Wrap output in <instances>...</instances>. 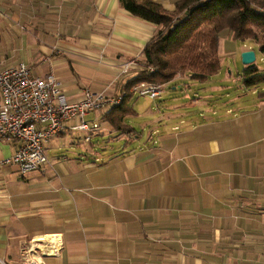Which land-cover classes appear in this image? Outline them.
<instances>
[{
    "label": "crops",
    "instance_id": "crops-1",
    "mask_svg": "<svg viewBox=\"0 0 264 264\" xmlns=\"http://www.w3.org/2000/svg\"><path fill=\"white\" fill-rule=\"evenodd\" d=\"M153 1L176 9L177 0ZM158 30L119 0H0V70L25 63L37 76L53 72L71 101L88 88L123 95ZM112 109L88 116L101 120L98 131L53 137L50 160L25 176L3 162L18 143L0 139V264H21L27 245L47 248L52 235L62 247L44 264H264V227L248 226L264 218V102L243 107L239 127L219 138L163 131L132 150L100 152L93 136L114 130L103 120ZM241 137L260 141L258 160L238 157L243 175L234 183L232 160L215 155L221 141ZM233 187L243 200L228 197Z\"/></svg>",
    "mask_w": 264,
    "mask_h": 264
},
{
    "label": "rangeland",
    "instance_id": "rangeland-1",
    "mask_svg": "<svg viewBox=\"0 0 264 264\" xmlns=\"http://www.w3.org/2000/svg\"><path fill=\"white\" fill-rule=\"evenodd\" d=\"M256 1L264 7V0ZM248 46H255V43L234 40L226 31L221 33L219 38V54L223 65L221 74L212 76L204 82L181 74L174 81L162 85L161 97L151 99L135 95L132 104H137L140 111L134 107L136 113L128 114L124 121L134 131L127 133L126 129L123 131L112 130L104 135L102 133L100 136H93L95 138L93 142L97 149L100 152L108 153L132 150L138 142L144 143L151 136L156 137L163 131L188 132L193 129L192 131H196L201 137L207 138L208 134H217L216 137L219 138L220 133L239 127L240 121H243V107L251 109L256 101H260V95L264 92V79L253 87L244 83L246 66L242 62L241 54L243 49ZM263 59L264 53L257 49L256 65L264 73ZM142 66V69H145L144 65ZM228 110L230 112L227 113ZM223 118L229 119L230 122H227L226 125L218 123ZM213 120L215 124L209 126L208 124ZM174 126H176L175 129H173ZM105 127L108 128V125L106 124ZM240 139L237 141L231 139L230 142L221 141L220 149L222 151L215 155L216 158L232 160L234 176L231 175L228 178L236 179L234 183H238L239 176L243 175V161L241 163L238 157H242V159L247 157L249 161L258 160L253 149L258 146L260 141L253 139L250 142L247 139L244 143H248L243 146V137ZM237 158L239 163L236 164ZM235 175L237 176L235 177ZM252 193V195L250 193V199L256 198L257 191ZM228 197L231 200H243V191L233 187L231 190L229 189ZM232 223L234 227L238 221L233 220ZM248 226L262 228L264 227V218L259 220L254 216L249 220ZM258 236L262 235L249 233V240L257 239Z\"/></svg>",
    "mask_w": 264,
    "mask_h": 264
},
{
    "label": "trees",
    "instance_id": "trees-1",
    "mask_svg": "<svg viewBox=\"0 0 264 264\" xmlns=\"http://www.w3.org/2000/svg\"><path fill=\"white\" fill-rule=\"evenodd\" d=\"M255 1L177 0L176 9L169 11L153 0H119L121 7L157 24L159 30L145 46L140 62L145 69L127 81L121 104L103 120L114 130L126 129L131 133L134 129L124 121L128 114L136 113L132 104L135 95L130 92L133 85L142 81L165 85L181 74L204 82L217 75L223 66L219 54L223 30H230L234 40L254 42L258 51L264 53V7ZM248 49L252 48L245 47ZM257 49H254L256 53ZM245 66V85L253 87L263 81L264 73L257 65ZM259 99L264 102V92Z\"/></svg>",
    "mask_w": 264,
    "mask_h": 264
},
{
    "label": "built area",
    "instance_id": "built-area-1",
    "mask_svg": "<svg viewBox=\"0 0 264 264\" xmlns=\"http://www.w3.org/2000/svg\"><path fill=\"white\" fill-rule=\"evenodd\" d=\"M130 69V63H126L123 73ZM130 92L138 97L156 99L163 91L161 84L142 81L133 85ZM124 95L110 96L88 88L80 99L71 101L63 81L53 72L44 77L37 76L25 63L1 69L0 139L18 143L15 153L3 162L17 165L24 176L39 170L50 160L45 148L48 141L68 130L89 133L100 130L101 120L88 116L101 115L107 106L112 109L120 105ZM85 139L89 141L90 137ZM61 247L58 235L48 239L47 248L27 245L21 264H44L43 255L58 254Z\"/></svg>",
    "mask_w": 264,
    "mask_h": 264
},
{
    "label": "water",
    "instance_id": "water-1",
    "mask_svg": "<svg viewBox=\"0 0 264 264\" xmlns=\"http://www.w3.org/2000/svg\"><path fill=\"white\" fill-rule=\"evenodd\" d=\"M241 59L244 65L255 66L257 60V53L254 49H248L242 52Z\"/></svg>",
    "mask_w": 264,
    "mask_h": 264
}]
</instances>
